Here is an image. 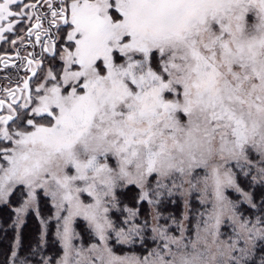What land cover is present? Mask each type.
Returning a JSON list of instances; mask_svg holds the SVG:
<instances>
[{
	"label": "snow or ice",
	"instance_id": "snow-or-ice-1",
	"mask_svg": "<svg viewBox=\"0 0 264 264\" xmlns=\"http://www.w3.org/2000/svg\"><path fill=\"white\" fill-rule=\"evenodd\" d=\"M0 264H264V0H0Z\"/></svg>",
	"mask_w": 264,
	"mask_h": 264
},
{
	"label": "trees",
	"instance_id": "trees-1",
	"mask_svg": "<svg viewBox=\"0 0 264 264\" xmlns=\"http://www.w3.org/2000/svg\"><path fill=\"white\" fill-rule=\"evenodd\" d=\"M29 227H30V228L32 227L31 223H30Z\"/></svg>",
	"mask_w": 264,
	"mask_h": 264
}]
</instances>
